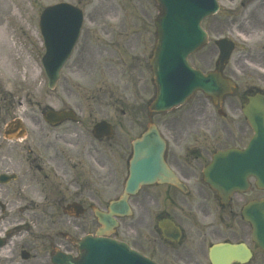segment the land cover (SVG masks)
Wrapping results in <instances>:
<instances>
[{
  "label": "flooded vegetation",
  "instance_id": "1",
  "mask_svg": "<svg viewBox=\"0 0 264 264\" xmlns=\"http://www.w3.org/2000/svg\"><path fill=\"white\" fill-rule=\"evenodd\" d=\"M247 20L258 29L254 17ZM247 56L244 73L258 79L243 82L238 103L208 99L209 104L203 100L176 110L159 124L153 120L175 183L156 180L127 195L132 143L148 120L138 125L117 99L109 104L113 115L105 116L102 103L93 104L98 109L66 104L56 93L57 103L36 104L25 114L17 109L21 102L2 93L0 85V177L14 176L0 181V264H55L57 259L74 264L78 243L87 237L123 244L153 264H264L262 238L255 240L242 215L244 207L264 200L261 182L249 175L241 190L221 202L202 176L215 152L244 150L252 136L242 110L251 97L264 95L258 73L264 59ZM60 90L66 98L71 93L66 86ZM224 109L237 110L241 119H230ZM49 112H72V118L46 121ZM117 113L126 119H117ZM99 123L104 128L95 130ZM24 167L27 173L21 172Z\"/></svg>",
  "mask_w": 264,
  "mask_h": 264
},
{
  "label": "rangeland",
  "instance_id": "2",
  "mask_svg": "<svg viewBox=\"0 0 264 264\" xmlns=\"http://www.w3.org/2000/svg\"><path fill=\"white\" fill-rule=\"evenodd\" d=\"M218 1L220 12L204 23L211 37L210 43L189 60L203 72L213 70L217 57L213 41L233 39L236 48L223 73L236 82L237 90L225 100L238 103L243 82L248 78L255 82L258 79L252 72L244 73L243 61L246 63L249 59L247 54L251 52L264 59V8L260 1L250 7L246 6L247 0ZM58 2L80 7L85 22L74 56L62 71L66 80H61L62 84L60 82L54 92H49L41 68L43 47L38 16L44 7ZM244 3L245 6H241ZM156 15L154 0H0V28H7L8 32L7 38L0 37L2 93L15 96V100L21 102L18 111L25 114H29L36 104L57 103L54 93L66 104L90 105L98 109L93 104L102 103L100 109L105 116L113 115L109 104L112 99H117L122 111L135 118L138 125H145L147 105L155 95L148 60L155 41L153 21ZM250 16L262 22V26L257 23V30L249 25L247 19ZM239 20L243 22L241 27L237 25ZM1 40L5 44L1 45ZM70 71L75 74L71 75ZM258 73L264 77V65L259 66ZM64 86L71 90L68 98L60 90ZM96 97L98 101H95ZM201 101V94H197L183 108H194ZM224 111L230 119H241L237 110L235 113ZM210 115L214 118L213 113ZM116 116L119 120L126 119L118 113ZM171 116L158 114L153 119L159 124ZM21 172L27 173V167ZM30 196H35L34 191Z\"/></svg>",
  "mask_w": 264,
  "mask_h": 264
},
{
  "label": "water",
  "instance_id": "3",
  "mask_svg": "<svg viewBox=\"0 0 264 264\" xmlns=\"http://www.w3.org/2000/svg\"><path fill=\"white\" fill-rule=\"evenodd\" d=\"M158 15L154 20L155 44L149 64L152 69L156 96L149 111L162 112L182 104L192 93L202 91L212 99L229 94L233 84L217 72L202 74L188 64L189 54L203 46L207 39L200 23L217 11L215 0H155ZM82 25V14L75 7L60 3L46 8L40 15L39 28L44 42L45 55L42 59L47 76V87L52 89L58 79V72L70 55ZM219 64H225L233 49L227 41H218ZM254 130L250 148L244 153L259 150L264 160V97L252 100L244 111ZM134 154L130 163V179L126 190L156 179L171 182L166 175L163 162L164 146L153 126H149L133 144ZM244 156L240 153H218L213 163L204 172L205 181L220 191L228 188L226 171ZM240 165V164H239ZM235 188V185H233ZM221 188V189H220ZM98 241V240H97ZM88 264H113L104 249ZM113 256V254H112ZM86 264V262H85ZM124 264V263H122ZM132 264H145L132 262Z\"/></svg>",
  "mask_w": 264,
  "mask_h": 264
},
{
  "label": "bare ground",
  "instance_id": "4",
  "mask_svg": "<svg viewBox=\"0 0 264 264\" xmlns=\"http://www.w3.org/2000/svg\"><path fill=\"white\" fill-rule=\"evenodd\" d=\"M262 6H263V8H264V3L262 4ZM260 25V26H262V22L260 21V19H256L255 20V24L258 26V24ZM7 36H8V32H7V28H0V37L1 38H7ZM4 41L3 40H1V45H3L2 43H3ZM4 44H5V42H4ZM245 168H248V166H244ZM244 167H242L241 168V170L244 168ZM237 175L235 174L234 176H233V178H235Z\"/></svg>",
  "mask_w": 264,
  "mask_h": 264
}]
</instances>
